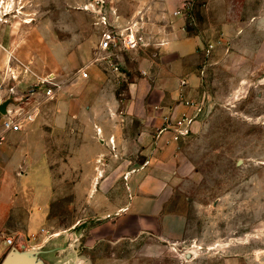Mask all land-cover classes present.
<instances>
[{"label": "rangeland", "instance_id": "rangeland-1", "mask_svg": "<svg viewBox=\"0 0 264 264\" xmlns=\"http://www.w3.org/2000/svg\"><path fill=\"white\" fill-rule=\"evenodd\" d=\"M93 2L0 0V24L10 37L9 74L21 84L19 90L27 92L39 78L50 76L62 86L55 99L41 104L35 125L47 119L43 137L48 164L30 165L34 161L28 158L31 175L25 199L27 206L42 209L32 218H44L40 233L28 229L36 233L32 239L55 236L50 246L60 244L64 262L81 258L82 235L89 222L95 224L128 201L126 177L132 166L123 159L109 164L107 157L114 156L115 149L111 146V153L103 155L99 148L108 147L106 141L112 139L99 135L96 122L108 114L114 116H110L116 124L112 129L138 126L136 118L123 119L119 111L128 100V82L148 77L150 62L160 58V50L146 40L141 48L114 56L121 73L129 75L127 80L118 81L105 62L88 69L90 82L95 70L105 76L101 86L112 98L107 110L96 104L95 110H104L101 118L89 117L82 89L69 92L68 87L86 67V51L91 48L94 53L99 44L103 29L96 25ZM200 75L203 85L197 102H203L204 109L195 129L180 141L172 182L173 205L184 217L176 250L196 256L203 264H264V68L254 60L227 62L224 51H214L205 56ZM113 96L121 107L114 106ZM57 106L64 108L67 118L54 130L49 118ZM79 223L71 248L66 236Z\"/></svg>", "mask_w": 264, "mask_h": 264}, {"label": "crops", "instance_id": "crops-1", "mask_svg": "<svg viewBox=\"0 0 264 264\" xmlns=\"http://www.w3.org/2000/svg\"><path fill=\"white\" fill-rule=\"evenodd\" d=\"M106 2V11L112 22L124 27L130 21H136L144 40L160 50V58L150 62L152 72L148 77L128 82V100L123 107L113 96L116 103L113 105L121 107L119 111L123 119L136 118L139 121L136 127L127 125L126 131L117 126L112 129V125H116L110 119L113 115L101 118L107 110V101L112 100L101 86L105 78L103 74L93 71L95 79L92 82L76 77L72 80L75 84L68 87L69 92L81 88L82 98L88 103V116L101 118L96 122L99 135L112 140L106 141L108 147L101 145L99 151L105 155L111 153V146L115 149V155L107 157L109 164L114 165L123 159L126 165L132 166L126 177L127 203L123 208L99 217L95 224L88 223L82 235V256L69 258L68 264H203L196 256L176 250L182 241L184 217L173 205L172 182L176 175L180 141L186 137L174 141L168 127L183 116L196 113L185 101H198L203 85L200 69L205 62L204 50L208 42L214 44L213 52L227 54V62L254 60L258 67L264 68V0H198L193 17L187 19L173 14L182 0ZM8 34L0 24V107L6 103L5 111L11 106L10 88H15L16 92L21 89V84L14 82L9 74ZM86 53L84 65L93 68L95 65L91 62L96 51L93 53L89 48ZM126 64L124 62L127 68ZM145 64L149 63L145 61ZM126 74L114 75L118 81H125L129 78ZM97 103L103 111L95 110ZM59 109L49 118L54 130L59 129L58 124L67 118L64 108ZM3 115L0 113V133ZM40 117L24 131L8 134L0 147V264L6 256L5 239L9 237H14L16 245L23 243L29 249H42L40 256L48 264H56V253L49 254L44 247L63 249L60 244L50 246L55 236L42 235L39 239H32L36 233L28 230L36 228L40 233L44 226V218H32L37 210L42 212L40 206L38 209L34 204L27 206L25 199L27 180L31 175L27 169L28 158L30 162L34 161L30 165L48 164L46 139L43 137L47 119L42 118L43 121L35 125ZM48 179L52 181L50 174ZM39 197L42 199L44 195L40 192ZM79 225L76 224L66 236L71 248L76 242L74 238ZM230 264L234 262L230 261Z\"/></svg>", "mask_w": 264, "mask_h": 264}, {"label": "built area", "instance_id": "built-area-1", "mask_svg": "<svg viewBox=\"0 0 264 264\" xmlns=\"http://www.w3.org/2000/svg\"><path fill=\"white\" fill-rule=\"evenodd\" d=\"M198 0H182L180 7L173 13L176 17L191 18ZM94 12H98V21L96 25L103 30L100 35L99 44L96 54L91 65L105 62L106 66L115 73H121L114 56L117 53L133 51L141 48L145 40L141 35V28L136 21H130L124 27L114 24L108 14V4L106 0H94ZM98 10V11H97ZM109 11L111 9L109 8ZM214 49V45L209 44L205 47V56L209 57ZM86 66L77 73V77L89 79L88 69ZM204 73V72H203ZM15 78V77H14ZM13 78V79H14ZM12 79V78H11ZM185 83H182L184 85ZM40 86V88H39ZM41 86L43 88H41ZM42 89V90H40ZM62 91V86L56 82L54 77L38 79V85H34L27 92H16L15 88H10L12 101L10 108L2 116L0 133V147L6 142L7 135L10 133H19L24 131L29 125L36 122L40 115L41 104L43 101H49L56 98ZM183 97V96H182ZM187 106L193 107L196 111L194 116H183L176 123H170L169 129L173 133V140L179 141L181 138L188 137L192 132V125L204 109L203 102L185 101ZM7 247L5 254L16 246L14 237L5 239Z\"/></svg>", "mask_w": 264, "mask_h": 264}, {"label": "water", "instance_id": "water-1", "mask_svg": "<svg viewBox=\"0 0 264 264\" xmlns=\"http://www.w3.org/2000/svg\"><path fill=\"white\" fill-rule=\"evenodd\" d=\"M6 103L0 107V113L5 114ZM45 251H48L49 254L52 252L56 253L54 260L56 264H68V261L62 260L63 249H55L44 247ZM42 249H29L25 244H17L10 252L5 256L1 264H48L46 261L41 258Z\"/></svg>", "mask_w": 264, "mask_h": 264}]
</instances>
